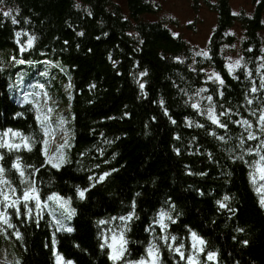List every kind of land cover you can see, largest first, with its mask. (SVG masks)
Instances as JSON below:
<instances>
[{"label":"trees","instance_id":"trees-1","mask_svg":"<svg viewBox=\"0 0 264 264\" xmlns=\"http://www.w3.org/2000/svg\"><path fill=\"white\" fill-rule=\"evenodd\" d=\"M190 3L195 11L204 6L217 15L207 46L211 61L196 56L202 49L183 35H173L170 25L176 21L160 16L162 6L156 0H4L0 5L4 10L18 9L13 15L19 21L13 24L11 17L0 12V134L13 129L30 137L31 144V150L0 149L6 153L4 167L11 169L7 177L19 193L22 186L11 168L18 155L22 164L32 166L26 174L35 169L31 179L42 201L49 193L60 192L71 197L76 209L72 232L53 227L46 209L38 224L35 217L22 223L13 215L12 223L23 237L16 238L23 252L21 264H57L56 253L63 257L61 264L69 260L72 264H113L110 250L100 247L101 234L123 222L117 219L99 225L98 221L126 216L133 210V201L135 215L126 222L125 259L145 255L155 238L163 264H187L164 246L160 226L153 224L161 209L175 205L171 210L175 223L165 222L176 243L184 244L185 256L192 254L190 228L206 241L205 253L199 254L201 264H264V207L260 204L264 193L256 190L264 181L257 174L253 184L249 177L253 170L249 164L259 157L245 155L249 163L233 160L239 150L230 154L228 149L236 146L243 128L230 124L225 132L211 126L219 135L233 138L219 141L208 135L206 117L198 115L191 102L186 103L196 89L205 87L209 91L202 95L211 94L218 105L236 109L240 115L233 119L248 118L259 131L255 128L259 113L253 116L251 111L264 104V90H249L253 81L259 87L264 73V69L257 71L264 63L260 59L264 57V0H252V5L238 9L232 0ZM16 32L22 35L17 37ZM28 36L36 37L30 48ZM228 57L233 61L243 57L241 64L247 63L252 76L247 77L241 67L233 73L239 79H233L225 67ZM144 70L147 75L141 77ZM213 70L225 80L222 99L214 91L217 85L205 82ZM8 73L27 82L50 78L52 87L60 85L57 77L73 84L75 136L68 164L57 169L46 160L44 153L49 157L50 147L48 142L45 149L46 136L36 120L35 105L30 98L25 102L24 95L10 96ZM140 83H145L143 90ZM92 84L94 88L89 87ZM245 94L256 97L252 105H247ZM196 122L205 127H196ZM4 139L21 142L11 133ZM256 143L247 141L246 147ZM103 172L110 175L96 182ZM77 186L88 189L83 199ZM225 196L234 212L216 203ZM149 225L154 231H146ZM245 240L247 244L242 243ZM207 251L217 252L216 259L207 261Z\"/></svg>","mask_w":264,"mask_h":264},{"label":"snow or ice","instance_id":"snow-or-ice-1","mask_svg":"<svg viewBox=\"0 0 264 264\" xmlns=\"http://www.w3.org/2000/svg\"><path fill=\"white\" fill-rule=\"evenodd\" d=\"M4 4V0H0V5ZM77 8L80 7L79 4L75 5ZM18 12V9L7 8L4 10L0 8V12H2L4 17H11V21L13 24H17L19 21L16 19L13 12ZM89 15L91 13L89 12ZM17 37L22 35L21 32H16L15 34ZM78 35H83L82 32L78 33ZM174 36L178 35L173 33ZM36 37L35 36H28L26 41L27 47H32ZM19 43V40L17 41ZM142 42V41H141ZM24 50V46H21V51ZM251 51V49H249ZM196 56H202L207 60L211 61L212 56L210 55L209 50H201L195 53ZM111 59V57H109ZM177 60H181L180 57H176ZM228 63L225 65L227 69V74L233 76V79H239V77L234 76L233 73L236 69L243 67L245 69L247 77L252 76V70L248 69L247 63L241 64L243 57L236 59L233 61L231 57H228ZM262 61H264V57H260ZM20 63H24V61H19ZM182 62V61H181ZM195 62V60H194ZM260 69H264V63L260 64L257 68L259 72ZM196 71L195 68L192 69ZM201 72H206L207 70L204 68H200ZM147 75V70L140 72V76L143 77ZM207 81H211L213 84L217 85V88L214 90L216 96L218 98H223L224 96V88H225V80L222 75L213 70L211 73L207 75ZM40 89H43L45 85L40 84L38 85ZM71 87V85H69ZM90 88H94L95 85L92 84L89 86ZM140 89L143 90L145 88V83H140ZM264 90V73H261V79L259 87H257L256 83L253 81L252 86L250 88V93H256L258 91ZM183 91V90H182ZM208 89L205 87H201L195 90L189 96V101L186 103L191 102L190 106L196 110L197 114L200 116L206 117V119L210 122L209 129H207L208 135H211L218 139L219 141L227 143L228 141L232 140L233 138L228 135H219L217 131H215L211 126H215V128L224 130L225 132L228 131L229 125H237L243 128V132L236 137V146L233 148L228 149L229 153H237L236 155H232L233 160H242L244 163H249L247 160L244 159L245 155H253L259 157V159L253 160L249 167L253 169L249 172L250 180L253 184L256 183L257 174L258 179L260 181H264V104H261L257 109L251 111V115L255 116L259 113L257 121L255 123V128H258V132L254 130L253 121L243 116L240 119H233L234 115L239 116L240 113L232 108V107H225L223 104H217L214 99L213 95H202L203 93H208ZM38 93H25L24 100L25 102H29V97L35 98ZM46 95V93H45ZM256 97H252L251 99L248 98V94H245V101L247 105H252L253 100ZM206 101V103H204ZM163 104V101H160ZM219 109V110H218ZM51 109H48V114L50 115ZM165 114L167 115V109H165ZM49 115L41 116L39 106L37 105V115L36 120L40 123L42 131L45 133L47 137L49 135V129L51 121L49 120ZM127 115V113H125ZM155 119V118H153ZM185 120L188 121L189 126L192 125V122L185 117ZM63 123V121H61ZM172 123H176L175 120H172ZM196 127L204 128L205 125L199 122H196ZM11 133L13 137H19L20 143L12 142L10 140H5L4 137L8 136ZM179 139V136L176 137ZM30 137L24 136L19 131H14L13 129H7L4 133L0 134V149H7V151L11 152L13 150L19 151L21 147L27 148L31 150V144L29 143ZM247 141H256L255 147H246ZM45 145V149L48 144V140L45 139L43 141ZM175 151L179 154L180 149L176 148ZM45 158L51 162L50 158L47 156L45 151ZM101 154L102 150H101ZM6 153L0 152V227H3L5 230L12 229L13 235L16 236L18 239H22V235L19 232L16 224L12 223V216L15 215L17 221L22 223L30 222L35 217V222L38 224L39 219L41 218L42 212L47 209L53 223V227H55L58 231L63 230L67 232H72L73 229L65 224V221L71 220L72 216L75 214V208L70 206V198L65 200L62 197H59L57 194L53 193L52 195L48 196L47 201H56V204L59 205V208L55 206H49L47 201H42L39 190L35 186V182L31 179V176L34 174L35 169L33 168L32 172L26 174V169L31 168L30 165H24L21 163V157L16 156L15 159L12 161L11 168L15 169L19 183L22 186L19 193H17L16 186L13 185L12 181L8 179L7 173L11 171V169H6L4 167V157ZM211 156V153H209ZM53 167H59L58 163H53ZM99 167V165H96ZM112 171H116L113 169ZM203 175L204 173H200ZM110 175L109 172H103L98 177H96V182L104 180L105 177ZM88 179L90 181L93 180L92 176H89ZM258 192L264 193V184H260V186L256 189ZM77 194L78 196L83 199L85 192L88 191L87 188H80L77 186ZM202 194V193H201ZM139 195V193H137ZM230 198L225 196L223 200H218L216 203L219 205L220 208H228L230 212H234V209H231L228 206L227 201ZM30 204L32 206L30 207ZM260 204L264 207V195H261ZM23 208V212L21 211ZM175 208V205H170L168 210L161 209L157 217L154 219L153 224H158L160 226L161 232L163 233L159 239L164 241V246L168 248L170 252H174L178 254L179 260H186L187 264H201L200 253H205V245L206 241L203 237L199 236L195 231L192 229H188L190 237H191V249L192 254L185 256V246L183 243L177 244V237L174 235H170L167 232L169 224L165 221L167 220L170 223H175L171 215V210ZM8 209H12V212H9ZM132 211H130L126 216H119V217H111L108 220L101 219L98 221L99 225H107L112 223L113 221L119 219L123 222V226H116L115 228L107 229L106 232L102 233L103 243L100 244V247L103 249L107 247L110 251L108 253L109 259L113 261V264H117V262H122V264H163V259L161 255L160 246L155 242V238L153 242H151L146 250L145 255L141 256L139 259L136 260H128L125 259V254L127 251L126 245L128 243L127 239L125 238V231L127 230L126 222L131 221L135 215V201L132 203ZM57 212H59V217H57ZM23 215L24 219L21 221V216ZM146 231H154L153 225H149V228ZM238 231H243V229H238ZM110 234V235H109ZM53 246L56 244L55 233H53L52 239ZM243 244H247L248 241H242ZM57 255V264H61L63 257L56 253ZM217 257V252L215 251H207L206 252V259L207 261L215 260ZM64 264H72V261H65Z\"/></svg>","mask_w":264,"mask_h":264},{"label":"rangeland","instance_id":"rangeland-1","mask_svg":"<svg viewBox=\"0 0 264 264\" xmlns=\"http://www.w3.org/2000/svg\"><path fill=\"white\" fill-rule=\"evenodd\" d=\"M156 1L162 6L160 16H166L176 21V23L170 25L176 34L183 35L192 45L198 46L202 50H207L208 42L217 21V15L213 11L204 6L195 11L191 6L190 0ZM232 5L234 9H238L242 6L252 5V0H232ZM8 78V91L11 97H19L25 93L36 92L38 95L34 99L29 97L35 105L36 114L37 105L41 116L49 115L48 109L52 110L49 115V120L51 121L49 135L46 137L50 147L49 158L51 162L49 160L48 162L51 166L53 163H58L60 166L58 168L54 167L57 169L68 164L72 158L71 151L75 136V115L72 111L71 103L73 84L69 87V83H66L65 78L59 79L58 77L57 80L60 85H54L53 87V80L50 78L27 82L23 77L14 78L11 73H8ZM40 84L45 85V87L40 89L38 87ZM53 193L65 200L70 198V206L75 208L71 197L60 192L49 193L43 201H47L48 196ZM47 202L49 206L59 208L55 200ZM75 214L71 220L65 221V224L72 229V221ZM57 217H59V212H57ZM9 230L11 229L5 230L0 227V264H21L23 252L16 239L17 237L13 235V230Z\"/></svg>","mask_w":264,"mask_h":264}]
</instances>
